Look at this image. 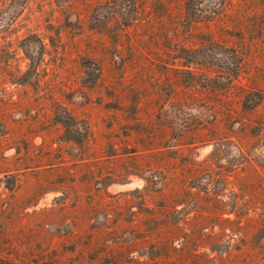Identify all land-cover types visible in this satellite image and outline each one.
I'll return each mask as SVG.
<instances>
[{"label":"rangeland","instance_id":"rangeland-1","mask_svg":"<svg viewBox=\"0 0 264 264\" xmlns=\"http://www.w3.org/2000/svg\"><path fill=\"white\" fill-rule=\"evenodd\" d=\"M0 264H264V0H0Z\"/></svg>","mask_w":264,"mask_h":264}]
</instances>
